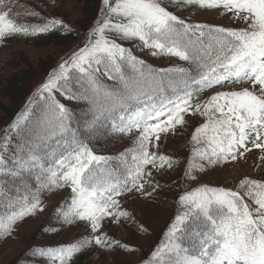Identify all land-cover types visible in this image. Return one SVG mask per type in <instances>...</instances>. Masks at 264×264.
Masks as SVG:
<instances>
[{
    "label": "snow or ice",
    "instance_id": "6c2138e0",
    "mask_svg": "<svg viewBox=\"0 0 264 264\" xmlns=\"http://www.w3.org/2000/svg\"><path fill=\"white\" fill-rule=\"evenodd\" d=\"M20 6V0H0V39L74 31L58 18L28 23L38 13L21 18ZM190 8L223 9L245 27L192 23L184 15ZM99 12L86 26L84 45L38 86L42 106L31 107L30 99L0 136L5 236L45 210L43 192L70 189L63 206L52 209L57 230L48 227L49 238L28 249L29 264H90L93 252L135 251L111 230L148 231L122 199H154L165 186L154 172L167 175L186 165L184 179L195 183V172L236 161L249 144L264 152V0H100ZM139 50L184 63L153 68ZM242 81L249 86L214 91ZM205 89L213 94L197 102ZM189 116L204 118L191 134L190 155L161 153L159 144L181 132ZM125 135L134 148L98 154L102 136ZM177 200L181 211L170 221L168 243L143 264H264V182L245 178L237 190L198 184ZM78 226L84 232L75 240L55 239ZM189 234L198 247L185 246Z\"/></svg>",
    "mask_w": 264,
    "mask_h": 264
},
{
    "label": "rangeland",
    "instance_id": "374dc122",
    "mask_svg": "<svg viewBox=\"0 0 264 264\" xmlns=\"http://www.w3.org/2000/svg\"><path fill=\"white\" fill-rule=\"evenodd\" d=\"M20 5L16 9L19 14L20 10L32 11V9L38 13L36 21L29 23H42L58 18L70 24L74 31L66 35L63 29H56L35 36L0 39V136L7 131L9 123L25 109L30 99L31 107L38 108V103L42 101L41 97L35 94L38 86L45 81L53 69L84 45L88 39L86 26H90L100 15V0H20ZM184 15L192 23L238 29L245 27L242 21L233 19L232 15L225 13L223 9L190 8L185 10ZM20 16L23 18L21 14ZM125 43L126 46H131ZM135 54L157 69L184 63L179 61V58L166 53L151 56L146 50H139ZM247 86H249L248 82L242 81L236 84H225L214 91H237ZM211 94H213L211 91L205 89L196 97L197 102H204ZM62 102L71 108L78 107L75 101L63 100ZM186 119L189 120V124L181 132L159 144L161 153L172 154L175 157L190 155L188 149L191 146V134L195 127L204 122V118L189 116ZM101 140L96 144L98 154H117L124 149L135 147L133 139L128 135L119 140L109 138ZM2 143L3 140H0V144ZM12 143L15 147V142ZM248 147L251 150L242 156L238 155L236 161L229 160L216 166L215 169L195 172L194 174L198 177L195 183L184 179L186 165L177 170H170L167 175L163 172H154V177L165 185L154 199L151 201L137 198L122 199L124 207L128 211H133L148 231L137 232L130 225L111 230L117 239L129 244L135 251L93 252L86 257V262L143 264L146 258L151 259L152 251L157 247L163 248L168 243L166 232L174 215L181 211L177 196L183 190H190L198 184L237 189L242 179L251 177L264 182V152L252 147L251 144ZM8 187L15 191L13 184H9ZM69 192L68 187L43 192L41 207L45 209L44 211L37 210L23 222L18 221L8 236L0 232V264H29L28 258L31 253L28 249L49 238L50 233L46 231L48 227L51 226L53 232L57 230L58 225L55 224V213L52 209L57 203L63 206ZM24 194L27 195V193ZM5 211L3 204L0 203V217L4 216ZM82 232H84L82 226L66 228L55 239L72 241Z\"/></svg>",
    "mask_w": 264,
    "mask_h": 264
},
{
    "label": "trees",
    "instance_id": "16d2710c",
    "mask_svg": "<svg viewBox=\"0 0 264 264\" xmlns=\"http://www.w3.org/2000/svg\"><path fill=\"white\" fill-rule=\"evenodd\" d=\"M41 106H42V101H40V107H41ZM100 139H102L101 141L105 140V139L103 138V136H102Z\"/></svg>",
    "mask_w": 264,
    "mask_h": 264
}]
</instances>
